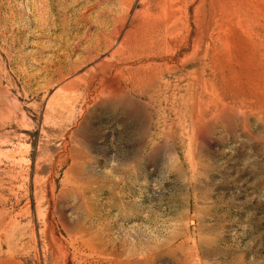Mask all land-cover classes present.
Instances as JSON below:
<instances>
[{
	"label": "rangeland",
	"instance_id": "rangeland-1",
	"mask_svg": "<svg viewBox=\"0 0 264 264\" xmlns=\"http://www.w3.org/2000/svg\"><path fill=\"white\" fill-rule=\"evenodd\" d=\"M0 264H264V0H0Z\"/></svg>",
	"mask_w": 264,
	"mask_h": 264
}]
</instances>
